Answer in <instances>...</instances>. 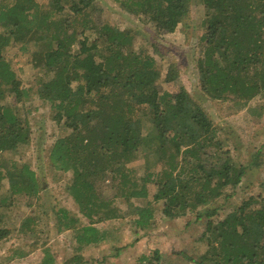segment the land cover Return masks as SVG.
Wrapping results in <instances>:
<instances>
[{
    "label": "trees",
    "instance_id": "trees-1",
    "mask_svg": "<svg viewBox=\"0 0 264 264\" xmlns=\"http://www.w3.org/2000/svg\"><path fill=\"white\" fill-rule=\"evenodd\" d=\"M115 1L162 35L184 22L192 0ZM198 1L200 87L212 99L248 109L264 91V0ZM97 11L96 0H0V243L11 230L3 211L29 196L38 210L42 205V185L20 150L33 141L29 114L39 99L64 131L49 143L47 162L54 172H70L65 192L76 213L58 207L53 216L57 232L70 231L75 253L107 238L97 223L130 217L144 230L159 208L168 218H204L198 263L264 264V178L257 195L229 202L248 167L262 163L260 149L250 165L235 160L205 109L186 92L157 90L154 55L134 50L130 31L98 21ZM11 47L22 58L8 56ZM18 62L33 70L27 83L17 74ZM175 69L166 68L165 81L176 78ZM139 159L140 167L130 166ZM105 180L115 189L111 197L100 196ZM149 185L154 191L144 205L122 210L115 204L116 198H147ZM218 199L229 205L224 215ZM23 227L41 232L32 214ZM41 264H54L48 247Z\"/></svg>",
    "mask_w": 264,
    "mask_h": 264
},
{
    "label": "rangeland",
    "instance_id": "rangeland-1",
    "mask_svg": "<svg viewBox=\"0 0 264 264\" xmlns=\"http://www.w3.org/2000/svg\"><path fill=\"white\" fill-rule=\"evenodd\" d=\"M62 4L67 7L68 3ZM98 21L108 20L121 30H129L133 36L134 50L147 51L156 58L159 76L155 86L160 92L169 91L173 96L186 92L197 101L207 112L213 124L221 128V135L231 150L233 158L244 165H250L253 155L258 149V158L262 163L248 167L240 186L229 202L239 203L249 195H257L261 188L259 182L264 178V91L253 98L250 108L237 109L229 100H217L208 97L201 89L197 59L201 55L199 35L203 7L198 0H192L190 11L184 22L178 24L172 32L157 35L152 26L142 23L138 17L123 10L115 0H96ZM15 48L7 50V55L22 58L16 54ZM168 66H174L177 76L174 80L165 81L164 73ZM17 74L27 83L33 77L30 65L16 64ZM12 102V96L7 99ZM34 108L29 114L33 141L30 146H22V160L30 164L36 171L42 185V205L38 210L34 205V197L29 196L17 206L3 211V220L11 229L5 241L0 243V264H41L43 248L48 247L54 257V264H209L198 263L200 254L205 250L201 238L204 229V218L194 220L192 214L182 217H165L159 208L155 213V221L144 230L135 229L130 217L117 218L99 222L96 226L106 229L108 236L96 245L86 246L78 253L72 249L74 241L69 230L57 232L54 228L53 211L65 207L76 213V206L66 195L65 186L70 172L59 174L48 167V145L55 137L64 134L50 120L52 114L48 103L35 99ZM22 110L27 108L24 103ZM136 128L146 131L144 125L135 123ZM146 142L143 147L146 149ZM141 159L130 163L140 167ZM229 191V188H226ZM149 196L138 199H115V204L122 210L131 205H144L151 199L153 185L148 186ZM99 192L103 197H111L115 192L108 180L100 182ZM215 205L226 206L221 215L225 214L229 205L226 201L216 200ZM229 204V203H228ZM34 215L37 227L41 232L32 235L25 227L19 230L23 219ZM82 222H86L81 218ZM157 252L156 258L153 257ZM147 259L144 261L141 257Z\"/></svg>",
    "mask_w": 264,
    "mask_h": 264
}]
</instances>
